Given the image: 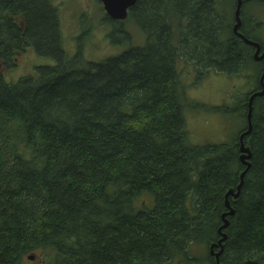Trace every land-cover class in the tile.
Instances as JSON below:
<instances>
[{"label":"trees","instance_id":"trees-1","mask_svg":"<svg viewBox=\"0 0 264 264\" xmlns=\"http://www.w3.org/2000/svg\"><path fill=\"white\" fill-rule=\"evenodd\" d=\"M58 1L0 0L3 70L29 49L54 63L15 83L0 72V264L37 252L49 264H217L221 234L218 264H264V93L243 137L250 167L226 198L246 168L239 137L264 70L233 33L236 0H136L123 21L105 15L111 42L128 47L97 62L83 56L90 28L64 51ZM250 4L264 10L244 2L239 33L264 51ZM178 60L198 78L247 73L251 91L232 108L193 104L242 116L231 143L189 144Z\"/></svg>","mask_w":264,"mask_h":264},{"label":"rangeland","instance_id":"rangeland-1","mask_svg":"<svg viewBox=\"0 0 264 264\" xmlns=\"http://www.w3.org/2000/svg\"><path fill=\"white\" fill-rule=\"evenodd\" d=\"M56 4L58 5L63 49L68 55L76 52V38L84 30L82 27L91 29L89 37L82 40L83 56L87 61L104 60L121 53L128 47V43L114 44L109 39L110 27L104 21L106 14L99 0H59ZM247 8L255 18L264 20V10L258 9L254 4L248 5ZM130 34L134 36H132V44L135 46L144 44L143 34L136 26L132 27ZM121 39L122 36L118 35L114 41L119 42ZM119 48L122 50L120 51ZM44 64L49 66L54 63L37 56L33 50L29 49L17 55L11 66L2 74L6 82L15 83L20 78L36 76V67L44 66ZM176 69L179 73L177 95L183 106L189 144L200 146L231 143L244 125L242 116L196 110L193 104L232 108L251 91L247 73L242 74L241 77L210 71L206 76L198 78L193 67L182 60H178ZM146 198L143 197V200ZM41 258H46V255L37 252L33 260L26 258L21 264L50 263L48 261L50 258L47 257L44 261H41Z\"/></svg>","mask_w":264,"mask_h":264},{"label":"water","instance_id":"water-1","mask_svg":"<svg viewBox=\"0 0 264 264\" xmlns=\"http://www.w3.org/2000/svg\"><path fill=\"white\" fill-rule=\"evenodd\" d=\"M99 1L102 3L106 14L111 19L117 20V21L124 20L127 17L128 9L130 7H132L136 3V0H99ZM249 1H251V0H236L235 11H234L235 24L233 26V33H234V35L236 37L241 39L246 45H249V46H252V47L255 48V53H254V56H253L254 61L261 62V61H264V52L261 53V48H260L259 44L246 39L241 33L238 32V28H239V26L241 24V18H240L241 7H242L244 2H249ZM263 80H264V70H263V73H262L261 78H260V83L262 85L261 91H258L256 93H254L253 95H251L250 98H249V101H248V112H247V123H248V125H247V131L242 133L240 135V137H239L240 162L246 168L243 171V173L240 175V184L237 187V192L234 193L232 190H230L227 193L226 198L228 196H232L234 198H236L238 196L240 187L243 184V177H244L245 173L247 172V170L250 167V163H249V159L251 157L250 149L244 147L243 137L248 135L250 133V131H251V123H250L251 122L250 121L251 120V113H252L251 104H252V101H253V99L255 97H259V96L263 95V93H264ZM225 205H226V207L228 209H230V212L224 214L223 215V219H224V217L233 214V211L231 210L230 205L228 204L227 201H225ZM227 225H228V222L226 220H224V224L221 227V229H224ZM221 236H222V234H221ZM218 244H220V242ZM214 246H217V245H212L210 247V254L215 256L216 263L218 264V256L221 253V251H219L217 253H213V247ZM30 259H32V257H30Z\"/></svg>","mask_w":264,"mask_h":264},{"label":"bare ground","instance_id":"bare-ground-1","mask_svg":"<svg viewBox=\"0 0 264 264\" xmlns=\"http://www.w3.org/2000/svg\"><path fill=\"white\" fill-rule=\"evenodd\" d=\"M128 11H129V10H128ZM241 23H242V22H241ZM234 24H235V22H234ZM233 26H234V25H233ZM240 27H241V24H240V26H239V28H238V32H239ZM259 46H260V45H259ZM239 146H240V145H239ZM244 147L249 149V147H246L245 145H244ZM239 149H240V147H239ZM229 212H230V209H229ZM225 238H226L225 234H222V238H221L216 244H212V245H217V246H214V247H213V250L216 249V250H219V251L222 252V250H223V248H222V243L225 241ZM219 242H220V244H218ZM212 245H211V246H212Z\"/></svg>","mask_w":264,"mask_h":264}]
</instances>
